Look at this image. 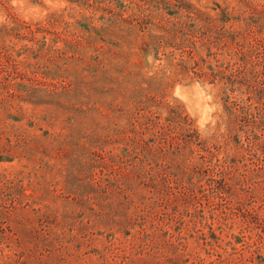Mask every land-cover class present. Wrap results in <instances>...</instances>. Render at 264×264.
I'll list each match as a JSON object with an SVG mask.
<instances>
[{
  "label": "rangeland",
  "instance_id": "rangeland-1",
  "mask_svg": "<svg viewBox=\"0 0 264 264\" xmlns=\"http://www.w3.org/2000/svg\"><path fill=\"white\" fill-rule=\"evenodd\" d=\"M245 1L0 0V264H264Z\"/></svg>",
  "mask_w": 264,
  "mask_h": 264
},
{
  "label": "trees",
  "instance_id": "trees-1",
  "mask_svg": "<svg viewBox=\"0 0 264 264\" xmlns=\"http://www.w3.org/2000/svg\"><path fill=\"white\" fill-rule=\"evenodd\" d=\"M242 1L245 5H248V3L245 0H242ZM211 70H214V69L211 68ZM243 70H244V67L242 68L241 71H243ZM246 73H248L247 70H244L243 71L244 77H243L241 82L246 84L248 87H250L252 89V94L255 93L256 96H261L264 93V88L256 87L255 84L253 83V81H251L249 79V77H246V75H245ZM177 116H178V114L175 113L173 109H170L168 111L169 121L176 122L178 124V126L180 127V129L183 130V133H185L186 131H189V129L185 128V127H187V125L185 123L179 122V120H174ZM254 127H257V126H254Z\"/></svg>",
  "mask_w": 264,
  "mask_h": 264
}]
</instances>
